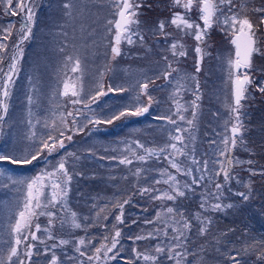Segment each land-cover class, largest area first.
Returning <instances> with one entry per match:
<instances>
[{"label":"trees","instance_id":"1","mask_svg":"<svg viewBox=\"0 0 264 264\" xmlns=\"http://www.w3.org/2000/svg\"><path fill=\"white\" fill-rule=\"evenodd\" d=\"M55 1L57 3L59 2V0H50L49 6L52 7ZM82 1L85 0H76L77 5L80 6ZM91 1L94 2V0ZM239 3L240 0H237L238 5ZM152 4L151 6H154V8L150 9L152 14L148 21L149 23H156L159 20V15H164L163 18H165L166 10L163 6L159 8ZM262 4H264V0H247L245 11L258 21L260 19L258 16L259 14L258 12H254L253 9L262 8ZM59 5L61 6L60 9H55L58 13L51 14V12L53 13V9H50V13L47 10L46 14L44 13L41 16L39 32L38 34L36 33L38 39L35 38V43L32 45L33 48L31 47L29 49L31 51H27L29 55L27 58L35 54L34 56L36 57L37 55V58H39L41 62H45V65H43L44 67L51 68V74L48 76L49 80L47 79L46 82L44 81L37 87L32 88L34 89L32 90L33 105L31 106V112H29L31 115L28 120H34V122H36L34 129L31 127L28 128L30 125L28 126L29 122H27L24 126L23 134H20V131L16 132L19 134L18 136H20L19 139H21L19 145L27 144L32 146V151L40 147L41 137L46 138L49 134L53 136L57 135V132L53 131L51 127L46 128L45 124H50L53 120L52 116L56 112V96H58L59 99L61 98L59 94L63 80H65L66 77H71L72 74L73 76L78 74L71 71L69 72V64L66 66L65 58L67 56V46L58 40L59 45H55L58 47L57 49L54 51H46L44 46L47 44L48 40L45 36L48 34L57 36L58 27H60L62 34H65L67 31H70L73 22L74 29L76 27L77 31L78 28L81 29L79 22L82 18L89 20L91 17V12L89 10L86 11L84 14L85 16L81 18V13L79 11L77 12V7L75 18L77 15H79L80 18L77 16L75 19L76 21H71L62 14V12H64L62 7L63 3ZM103 5H105V3H103ZM0 13H2L1 9ZM95 15L96 14L93 12L90 22L91 25L96 28L98 27V20L94 17ZM1 22L4 23V20ZM3 25L8 26L9 24L5 22L2 26ZM43 30H45V33H43ZM85 30H89V27ZM261 32L264 40V31L262 29ZM151 33L154 34L153 31H151ZM212 33L213 42L217 44L222 34L215 30ZM155 34L161 35L159 32H155ZM221 41L226 43L224 38H222ZM99 43L100 42L97 40L94 41L91 36H87L84 40L86 51L84 53L85 56L82 54V57H84L86 61L90 60L92 64L91 66L87 65L85 70L83 69L86 71L84 85L86 87H91L89 93L82 96L84 99H87L89 96H94L100 85V80L96 81L97 79L95 80L94 78L92 66L96 65L95 71L100 74L103 73V77L109 72L105 70L106 67L109 69V60L107 61L103 56L105 54V52H103L104 49L101 51V54H99V46H97ZM260 46L262 48L261 50L264 51L262 44H260ZM61 49H63V51H61ZM229 49L230 48H228V51H230ZM94 53L97 57H95ZM137 54V56L135 54L133 55L132 60L121 63L126 70L130 69V71H136L142 67L148 68L152 66L153 61L148 58L150 53L145 55L143 51L140 50L137 51ZM230 54L231 52H229L228 56ZM84 58H82V61ZM251 71L258 81H255V83L249 87L246 100L243 101L244 107L241 110L245 129L244 139L247 143L244 146L238 145L233 155L245 162L251 160L253 163L251 165L244 163L234 167L232 172L233 179L228 182L223 189V196L220 201L223 204H234L236 207L223 211L211 210L207 205L205 209L199 207L200 203L207 195L208 190L215 192L212 188L214 183H224L222 176H213V179H208L210 175H213V164L211 161L214 159L215 152L210 149L209 152H207L204 145L205 140L203 138L202 128L204 127L206 130L209 125L211 127L212 119L210 117L206 118L202 112L194 121L195 130H193V136L195 137V156L198 160L208 159L209 167L202 172L200 170V165H191L189 161L188 166L193 168V174L195 176L199 177L203 175L205 180L200 185H195L194 191L187 192L186 197H181L175 202L153 199V196H158L160 194L158 191L141 194L139 189L144 187H154L161 190L167 189L168 186L166 184H154V181L162 179L159 175L160 170L165 168H168L172 172H175V170L170 168L166 153L160 157L153 156L147 161L136 160L135 155L144 154V150L136 144V141L143 144L145 148H157L168 142L170 134H174V132H172L171 126L167 123L161 128L160 122H157L149 115L147 118L139 117L137 119L133 118L135 116H125L119 120H114L111 124L105 123L113 114H117L126 108L125 102L131 101L120 91H116V94L111 93L106 96H100L98 102L96 101V103L91 106L90 119L100 120L101 123L88 124L89 119L84 116L81 115L78 118L76 117V124L74 127H82L85 125L86 127H84L83 131L73 132L72 139L61 149L67 157L66 164L68 165L69 174L72 175V180L70 182L66 201L67 208L65 211H61V204H58L55 208L57 216L54 217L53 220L56 223V227L54 226V228H52L54 237L48 239L45 245H42L40 248L37 247L35 250V252L39 253L38 255H40V257L45 259L43 264H49L51 257V252L44 254L43 249L45 246L50 247L53 243L57 245L53 251L60 258V264H80L81 261H83L84 264L96 263V261L90 262L87 259V256L92 255L94 251L88 241H91L92 245L95 246H99L101 242H105L103 241V237L112 234L113 224H116L121 230L120 243L117 245L119 254L116 255L115 259H111L103 264H129V261L135 258L132 251L133 248L152 254V249L157 243L163 244L169 241L170 237L173 235L171 226L168 228L169 236L167 237L158 236L153 239L140 241L130 240L128 237L147 235L153 228L163 227V225L158 223L145 224L144 222L146 220H155L157 212H161L166 207H178L185 212L190 220H192L193 227L190 233L191 242L188 245V251L191 255H188L186 264H233L232 259H230V257L233 256H236V258L241 261V264H262L258 257L260 253L264 251V247H261V242H264V175L259 174V172L264 169V93L259 92L257 86H264V53L263 55L255 54L253 70ZM149 75L151 76L150 72L145 76ZM23 79L28 80L26 73L22 75L19 85L17 86V97L13 105V110L16 113L18 109H22L27 115L28 100L27 98L25 100L22 98L25 89ZM101 80H103V78ZM53 82L57 84L52 85ZM169 99V95L164 94V96L160 98V101L167 102ZM229 100L228 98V102ZM186 101L191 104V97L189 100L186 99ZM65 102L67 107L64 106V110L65 113H67L70 104L68 99ZM228 102L226 104H228ZM214 108L217 109L218 112L220 111V107H213V105H211V111H209L210 116ZM189 109L190 112L193 111L191 107ZM227 111L229 110L227 109ZM189 118L192 119V117ZM56 122L60 130L64 131V136L68 132H72L70 126L64 129L60 126V120H56ZM149 123H152L151 125L155 128H149ZM159 128L161 131L158 130ZM148 129H156L157 132H160L159 136L157 135L158 139L154 140L153 138L155 136L153 135L148 136ZM32 132H35V136L29 139L28 137L30 136H27V134H31ZM205 139H208V135ZM10 143L11 141L8 140L5 147L1 146L0 154L9 153V149H11ZM186 143L189 144L190 149L192 143L189 141H186ZM129 149L133 150L135 155H133ZM15 153L16 152L11 151L9 154L16 155ZM69 153H75V156H70L68 155ZM47 154L48 153L45 152L41 156L48 157ZM125 156L132 159L133 163L129 165L120 163V160ZM178 159L182 160L184 158L179 157ZM17 166L20 171L18 170L17 173L11 174L14 178L17 175L19 176L22 171L26 170L25 165ZM42 166L44 165H40V167ZM137 168L145 169L146 171H142L139 176H136L134 173ZM249 168L257 174L252 175L249 172ZM34 174H36V172H34ZM5 178L6 183H4V180L0 179V187H2L1 183L3 187L7 184L10 190L9 193L13 194V187L16 185L11 183L8 175L5 174ZM177 178L181 182H190L191 180L190 177L184 174L180 175V173H177ZM15 180H17V178H15ZM249 184L251 185L250 189L248 187ZM240 192L248 194L249 199L244 201L238 195ZM124 199H128L129 202L124 205L123 222L121 223L115 219V217L120 214L119 210L115 207V202H122ZM209 202L216 203L217 201L215 199H210ZM101 209L105 211L101 212ZM69 210L77 213L79 222L82 225L81 228L77 229L72 227L71 224L67 222L70 220V217H67L66 222L61 226L60 219L66 217V212ZM97 213H99V215H97ZM197 213H201L202 219L204 217H210L212 220L208 232L203 235L197 234V229L201 226L200 221L195 219ZM42 216L41 222L43 226L47 228L50 227L48 224L49 217L46 215ZM133 221H135V223H133ZM9 224L10 221L7 219H5L4 224L0 223V226L7 227V231L2 232V236H0V258H3L7 254ZM81 237L85 239V244L79 247L81 252L87 253L85 256H81L80 253L75 250L78 245V240ZM61 239L68 240L69 243L60 245L59 241ZM197 246L202 248V253L195 251ZM116 251L117 250L114 249L111 255H114ZM237 252H239L238 256L236 255ZM124 258H130V260ZM134 264L144 263L134 261ZM161 264H174V262L162 257Z\"/></svg>","mask_w":264,"mask_h":264},{"label":"snow or ice","instance_id":"2","mask_svg":"<svg viewBox=\"0 0 264 264\" xmlns=\"http://www.w3.org/2000/svg\"><path fill=\"white\" fill-rule=\"evenodd\" d=\"M0 5H3V11L6 15L15 16L20 14L22 17L20 28L17 30L18 39L11 45V51L9 50V41L13 36V25L10 23L6 27L0 28V124L4 122L5 116L9 110V101L12 95V88L15 84V76L19 72V62L23 58L24 49L22 45L25 41L32 38L33 26L36 23V13L34 11L35 0H0ZM247 0H240L239 5L237 0H171V6L173 8H180L182 11H174L171 19L168 23L174 26L178 31H181L185 35H191L197 42L194 49L198 54V60L196 63V72L200 71V64L208 53L205 49L208 47L206 38H210V29L216 25L219 26L222 31L229 33L231 36V43L235 46L234 56L229 55L226 59L228 65V79L233 85L232 91V103L226 104L229 110V118L224 122V130L220 134V141H211V145H217L215 148L214 159L211 161L213 164V175L208 177L209 180L215 177H223L224 183L216 182L212 185L215 192L208 190L207 195L200 203L199 207L205 209L206 205L209 209L215 211H223L225 209H231L236 207L234 204L221 203L223 196V189L227 183L233 179L232 172L236 165H242L248 163L251 165L253 161H243L233 155L234 150L239 146L246 145L244 139V124L241 118V110L244 105L242 101L246 100V94L248 93L249 86L254 83L250 71L253 66V56L261 53V46L259 45L260 37L257 33L264 29V8L253 9L254 12L260 14V19L257 21L245 11ZM108 6L112 10V18L106 20V32L111 37L108 40L109 53L111 60H115L117 56L121 55V44L133 45L137 41L141 44L144 43L145 35L141 31L142 21L139 17L142 15L140 9L150 5L145 4V0H108ZM64 9V15L68 19H73V11L78 7L76 0H66L62 5ZM195 9L197 13L196 19H192L191 12ZM165 21L160 20L155 29H149L150 31L164 33L165 39L168 37V33L164 32ZM66 35V33H65ZM201 45H204L202 48ZM173 55V58L184 57L187 55L185 45L179 41L171 43L169 49ZM63 51V49H61ZM166 64V70L162 72V76L165 79L175 78L177 80L176 92L179 93L184 85L180 83V80L191 79L194 82L195 89L199 90V81L195 75L180 76V69L172 66V61L168 60V57L164 58ZM5 60L8 63L5 64ZM66 66L71 64V72L79 73L82 77L83 72L81 69V59L77 55L75 58L73 55H68L65 58ZM178 63V60H177ZM106 71H109L106 67ZM173 73L177 76L173 77ZM103 73H101V79ZM63 88L60 95L68 98L69 104L72 106L83 104L84 107L90 108V105L95 103L100 96L107 95L108 92L113 91H125L122 87L119 89H113L111 86L108 88V92L103 91V84H100L97 88L94 96H89L84 99L81 95L83 91L82 83L77 87L74 83H69L68 79L63 82ZM148 84L144 83L140 85V89L147 95ZM257 90L264 93V86H257ZM139 100V97H137ZM200 99L199 95H195V99L189 105L193 111L191 113L192 119H188L186 122L190 127H195L194 121L197 118L196 110L199 108L197 101ZM31 102V97H29ZM175 102V101H174ZM152 103V97L147 96V105L142 102L134 107V110L126 107L123 111L113 114L105 123L111 124L114 120H119L125 116H141L149 111V107ZM187 111L183 105L176 102V112L174 115L177 119H173V115H165L158 117V119L165 120L172 125H175L173 132L170 134L169 141L164 145L157 148H145L143 144L136 141V144L144 150L143 155H135L134 151L129 149L135 159L138 161H147L153 156L159 157L162 154H167V159L171 169H162L159 172L161 180H155L154 184L164 183L168 187L161 190L154 187H144L139 189L141 194L159 192L158 196H153V199L162 201L175 202L181 197H186V193L194 191L195 185H200L205 177L203 175L197 177L193 174V168L188 166V162L191 165H200V170L203 172L209 167V160H198L195 156V137L188 133L187 129L182 128L178 121H185L186 117L182 112ZM82 110L75 109L74 111H68L65 114H60V126L64 129L69 127V122L66 117H72V124L75 126L76 117L81 116ZM100 120L89 119L88 124H99ZM45 127H51L53 131L57 132L56 136L51 134L46 138L41 137L40 147L34 152L28 151L26 155L13 156L11 154H0V161H7L15 165H30L36 161L45 152L51 154L59 149L65 147L64 131H61L57 126L56 119H53L50 124H45ZM85 126L74 127V131H83ZM187 133V134H186ZM35 136V132L31 133L28 137L31 139ZM66 139L71 140V136H67ZM190 141L192 147L189 149V144L185 141ZM187 149V151H186ZM70 156H75V153H69ZM183 157L184 159H177ZM120 163L129 165L132 164V159L125 156L120 160ZM145 169L137 168L134 175L139 176ZM183 173L185 176L191 178L189 181L181 182L177 178V173ZM249 172L252 175L257 173L249 168ZM4 174V170L0 169V175ZM260 175H264V169L259 172ZM166 177V179H165ZM72 175L69 174L68 167L66 166L65 159L62 158L58 164L54 167L53 171H43L31 178L11 180L13 185L24 186L25 195L22 201L17 203L16 210L10 217L9 224V241L7 254L3 258H0V264H25V259L31 261L33 256V249L36 247L35 241L39 239L38 232L44 231L48 233V238L51 237V229H41V225L36 222L39 216L46 215L49 217L48 224L51 226L54 223L52 218L57 216V212L54 210L58 204H61V211H65L67 208V196L69 191ZM249 189L251 185H248ZM19 190V189H18ZM238 195L244 200L249 199V195L245 192H240ZM210 199H215L216 203H210ZM129 202L128 199H124L122 202L116 201L115 207L119 210V215L115 219L119 222H123V209L124 205ZM105 211L104 209L100 210ZM99 215V213H97ZM70 217L67 222L74 228H81L82 225L79 222V218L76 212L67 211L66 217L60 219V224L66 222V218ZM87 219V218H84ZM195 219L200 221L201 226L197 229L198 235H203L208 232L209 226L212 224L210 217L201 218V213L195 215ZM135 223V221H133ZM145 224H160L163 227H155L147 235H136L135 237H128L130 240L140 241L153 239L158 236H168L169 226L173 229V235L166 243H157L152 249V254L146 251H140L133 248L132 251L136 259H143L151 262V264H161V258H165L169 261H173L174 264H186L188 255L191 253L188 251V245L191 242L190 233L192 232L193 223L185 212L178 207H166L161 212H157L155 220H146ZM113 232L111 235H105L103 241L99 246L92 245L91 241L88 243L93 247L94 251L92 255L87 256L88 261L101 262L105 260L115 259L119 254L117 245L120 243L121 230L116 225H112ZM43 243V241H41ZM60 245L68 244V240L61 239ZM85 244L83 237L79 238L76 252L81 256L87 255L85 252H81L79 246ZM23 245V249H21ZM57 245L53 243L50 247L45 246L43 249L44 254L51 252L49 264H60V258L55 254L53 249ZM261 247H264V242H261ZM116 249V253L109 256L108 253H112ZM39 254V253H38ZM239 255V252L236 253ZM23 256V258H22ZM233 264H241V261L236 256L230 257ZM258 259L264 264V251H262ZM80 264H84L83 261ZM129 264H134V261H129Z\"/></svg>","mask_w":264,"mask_h":264},{"label":"rangeland","instance_id":"3","mask_svg":"<svg viewBox=\"0 0 264 264\" xmlns=\"http://www.w3.org/2000/svg\"><path fill=\"white\" fill-rule=\"evenodd\" d=\"M152 1H156V0H152ZM65 2H66V0H59L58 3L55 1L53 6L50 7L49 6V0H35L34 11L36 13V23L34 24V27H33L34 29H33V33H32V38L30 40H28L25 44H23V49H24L23 58L19 62V72H18V75H16V77H17L15 79L16 83H15L13 89H12V95H11V98H10V101H9V110H8V113H7L6 117H5L6 119L4 120V122L2 124H0V148H1V146L5 147V145L7 144V141L10 140L11 141V143H10L11 149H9V153H11V151L16 152L15 153L16 155H13V156L26 155L27 152L31 150L32 146H29L27 144L19 145L21 139H19L20 136H18L19 134H17L16 132L20 131V134H23L24 133L23 129H24V126H25V124L27 122H29L28 126L30 125L28 128L31 127L32 129H34V125H35L36 122H34V120H30V121L28 120V118L31 115V113L29 114V112H31V106L33 105V101H32L33 100V91L32 90H34V89H32V88L33 87H37L40 83H42L44 81L46 82L47 79H48V76L51 74L50 73L51 68L50 67L49 68L44 67L43 65H45V62L44 61L41 62L40 59L37 58V55L35 57L34 56L35 54H33V55H31L30 58H27L29 56L27 54V51L32 47L33 43H35V38L38 37V36L36 37V33L38 34V32H39L38 30H39V24H40L41 16L44 13L46 14L47 10L50 13L51 12L50 9H53V13L51 12V14L58 13L57 10H59L60 7H61L59 4H61V3L64 4ZM103 3H105V5H103ZM158 3H159V0H158ZM145 4L146 5H150V7L145 6L144 8L140 9L142 15L139 17V19L142 21V24H141V31L142 32H144L145 26H148L150 24L147 19H149L150 15L152 14L150 12V9L154 8V6H151V4L147 3L146 1H145ZM158 7L161 8L162 6H158ZM0 9L2 11V13H0V20L1 21L4 20V23H2L0 21L1 22L0 28H2L4 26V25L2 26V24H5V22H6V24L7 23L8 24L11 23L13 25V33L14 34H13V36L11 37V39L9 41V50L11 51V45L13 43H15L17 41V39H18V35H17L16 32L20 28L22 17H21L20 14H17L15 16L6 15L4 13V11H3V5H0ZM55 9H57V10H55ZM89 10L91 12V17L93 15V12H94V14H96L94 17L98 20L97 22H98V27L99 28L98 27L95 28L94 26L91 25V22H90L91 17H90L89 20L82 18V17L85 16L84 15L85 12L89 11ZM78 11L81 13L80 16L82 18V20L79 22V26H81V29L78 28L77 31H76V27L74 29V25H73L74 22H73L72 26L70 28V31H67L66 35H65V34H62V31H60V27H58V29H57L58 32L56 31L58 33L57 36H55L54 34H48V35L45 36V38L48 40L47 44H45V46H44L45 50L46 51L47 50H49V51L53 50L54 51L55 49L58 48L55 45H59L58 40H60L62 43H64L67 46V50H66L67 51V56L68 55H73V57L75 58L78 55L80 57L81 61H82V58H84V57H82V54H84L85 51H86L85 50L84 40H85V38L87 36H91V37H93L94 41L97 40V41L100 42L98 45L95 44V45L99 46V54H101V51H103V49H104L103 52L109 53V49L107 50V48H108L107 45H108V40L111 37L106 32V20L112 18V10L108 6V0H94V2L91 1V0L82 1L81 5L78 6L77 12ZM75 12H76V9L73 11V19H70L71 21L75 20L77 18V16L80 18L79 15H77L76 18H75ZM62 14L64 15V12H62ZM196 17H197V15H196ZM192 19H194V18L192 17ZM17 20H18V22H17ZM4 27H6V26H4ZM87 27H89V30H85ZM212 29L214 30V26L209 30V31H211V34H210L211 36L213 35ZM173 31L171 33V32H168L166 30L165 33L169 34L168 36H170V39L173 42L175 40V41H179V42L183 43L185 45V50L187 51V55L184 56V57H177L176 59H174L171 51L168 50L167 53L162 54V58L161 59L164 60L163 58L165 56H167L168 60L172 61V66L174 68H179L180 69L179 75L187 74L191 70L194 71L195 74H198L196 72V63H197V60H198V54L195 53V51H194V49H195V47L197 45V42L194 40V37H193V39H191L190 38L191 35H185L181 31H178L176 28L173 29ZM43 33H45V30H43ZM262 35L263 34H262L261 31H259L257 33L258 37H261ZM188 38H190V39H188ZM206 41H207L208 47L205 49V51L208 53V55L209 54L211 55V51H212L211 49L213 47L212 46V43H213L212 42V37H211V40H210V38H206ZM43 42H45V41H43ZM170 45H171V43H170ZM259 45H260V43H259ZM201 47L203 48L204 45H201ZM139 48L140 49L141 48L142 49L145 48L144 44H141L139 41H137L133 45H127V44L122 43L121 44V55H119V56L122 57L125 54H131V53H133L132 51H134L135 55H138L137 52H135V51L136 50L138 51ZM35 49H36V47H35ZM156 49H157V47H156ZM30 51L31 50H29V52ZM229 52H231V55L234 56V50H230V51H227V50L226 51H222L221 50V51H219V54H221V56L223 58L221 57V60L215 62L214 64L218 65L217 71L221 74V76H222L221 79L225 83V87L228 84L230 85L229 86V89H230L229 97H230V104H231L232 100H233V97H232L233 85L231 84V82L228 79V65L226 63V59L228 57L227 55L229 54ZM232 52H233V54H232ZM36 53H37V50H36ZM217 53H218V50H217ZM261 53L262 54H260V55H263L264 51L261 50ZM94 55H95V57H97L95 53H94ZM208 55H205L204 58H207ZM224 55L226 56L225 58H224ZM84 56H85V54H84ZM119 56H117L116 59L119 58ZM177 60H178V63H177ZM113 61L114 60H112V62ZM7 63H8V60H5V64H7ZM204 63H205V60L203 59V61L200 64V71L199 72L202 73V76L204 75V77H202V81H203V85L205 86V88H207L208 85H207V83L205 81L206 73H204V70H203ZM162 64L160 66H158L157 69L161 68V70H164V69L166 70L165 61ZM191 64H192V69H191ZM46 65L48 66L47 63H46ZM87 65L91 66L92 65L91 61L90 60L86 61L85 58H84V60L81 62V69L85 70L86 69L85 67ZM253 65H254V62H253ZM193 66H195V67L193 68ZM71 67H72V65L69 64V66H68L69 72L71 71ZM92 67H93L92 69H93V74L95 76L94 77L95 80L96 79H97L96 81L100 80V84H103L104 86L107 87L106 78H105V82L103 83L104 80H101V74L98 73L97 71H95L96 65L92 66ZM109 69H110L109 70L110 76L112 77V76L115 75V77L117 78L116 82L112 81L114 86H116L117 89L120 88V87L125 89L126 85L127 86L130 85V86L133 87L131 89V91H133V93L131 95H134L136 98L139 97L138 101H140V102H135L134 101V103H127V104H125L126 107H131L134 110V107L137 106L139 103H141V101L143 103L144 99H143L142 96H144V94H141L140 85L145 83L144 82L145 81L144 80L145 76L142 75V74L141 75H136V74L139 73L138 71H137V73L135 75L133 73L131 75H129V73L127 71L123 70V69L122 70L118 69L119 76H117L116 75L117 68L112 67L111 63H109ZM84 70L82 71L83 72L82 77L80 76V74H76V75L72 76L74 78L72 80H70V77L69 78L66 77V79L69 80V83H74V84L77 85V87H79L80 84L82 83V86H83V91L81 93L82 96L85 95V94H88L89 90L91 89V87H89V86L86 87L84 85V78H85V75H86V73H85L86 71H84ZM202 70H203V72H202ZM25 73H26V75L28 77V80L23 79V83H24V88L25 89H24V96H22V98H23V100H25L26 98L28 100V104H27L28 114L27 115L22 111V109H18V111H16V113L13 110V105H14V103L16 101V97H17V86L19 85V82H20V80L22 78V75L25 74ZM175 74L176 73H173V75H175ZM224 74H225V76H224ZM92 75H90V76H92ZM108 76H109V74H108ZM131 76H134L135 78H137L139 76H141V77H139V80L136 82L135 80H132V81L130 80ZM253 81L255 82V79H253ZM168 82L169 81H167V83ZM187 82H188V84L190 83L188 80H187ZM180 83L182 84L181 80H180ZM53 84H57V83L53 82L52 85ZM169 84H170V82H169ZM104 86H103L104 91L108 92V88L106 90L104 88ZM150 86L151 85L149 84L147 90H149ZM188 87L191 89V85H189ZM62 88H63V84L61 86L60 93L62 91ZM138 90L140 92H138ZM181 90H183V89H181ZM209 90H211V89H209ZM84 91H85V93H84ZM200 92L201 93H198V91L197 92L193 91V96L194 97H195V95H199L200 96V99L197 101V104L199 105V107H201V105H202L203 112L205 113V115H208L209 111H210V108H211V105H213V107L219 106V105H214L211 102L207 101V97H206L207 93L202 92V89H201ZM220 92H221V89L218 88V89H216L214 91V95H220L221 94ZM227 94H228V92L225 93V95H227ZM208 95L211 98L212 97V92L210 91ZM104 96H106V95H104ZM145 96L147 97V95H145ZM29 97H31V102H29ZM60 97L61 98L59 99L58 96H56V103H55L56 112L52 116V118L56 119L57 121H59L60 114L63 113L66 116V113H65V110H64V106H66V102L65 101L68 98H66V97H64L62 95H60ZM222 100H223V105H224V95H223V99ZM20 102H21V100H20ZM145 105H147V101L145 102ZM223 105L220 106V110L222 112H224L223 111ZM75 109L82 110L83 108H82V105L72 106L70 104V108L68 109V111H74ZM149 109H150V107H149ZM12 110H13V112H12ZM175 112H176V110L174 111V113ZM82 113L85 114V111L84 112L82 111ZM172 115H174V114H172ZM66 118H67V120L69 122L70 130L72 132L71 133L70 132H68V133L66 132L67 134H65V136L63 137L65 144H67L70 141V140L66 139V137L67 136H71L72 137L73 132H75V131H73L74 125L72 124V117H66ZM133 118H139V116H135ZM228 118H229V111L227 112V114L224 116L223 119L220 116L217 119L218 126H219L218 128H219L220 133L223 132V130H224V122H225V120H228ZM241 118H242V116H241ZM89 119H90V117H89ZM26 120H28V121H26ZM212 120L215 121V118L212 119ZM242 121H243V119H242ZM184 122H186V120ZM179 123H180V121H178V124ZM191 128L192 127L188 126L185 129L188 130V133H191V135H193V133L190 131ZM11 134H13V135H11ZM7 135H8L9 138L7 137ZM27 136H31V134H27ZM219 141H220V137H219ZM32 152H34V151H32ZM9 153H6V154H9ZM64 154L65 153H63L61 151V149H59L58 151H55V152H53L51 154H47L48 157L41 156L36 161H34L32 164L25 165V169L26 170L22 171V173H20L19 176L17 175L15 178H17V179H26V178H31V177H34V176H36L38 174H41L45 170L53 171L54 167L58 164V162L62 158H64L65 162H67V157ZM162 155H164V154H162ZM42 164L44 166L40 167V165H42ZM66 166L68 167L67 164H66ZM0 169L4 170V174L0 175V179L4 180V183H6L5 174L8 175L9 180H15V178L13 176H11V174L17 173V171L19 170V167L17 165H15V164L7 162V161H0ZM11 169L13 170V172H12ZM34 172H36V174H34ZM1 186L2 187H0V223L4 224L5 219L10 221L9 218L15 212V210H16L15 206L17 205V203L19 201H22V199H23V197L25 195V190H24V186L16 185V186L13 187V191H12L13 194H11V193H9L10 190H9V187H8L7 184L3 187L2 183H1ZM5 196H6V198H5ZM42 218H43L42 215L39 216L38 219L36 220V222L41 225V229L43 230V229H45L47 227L43 226V223L41 222ZM54 226L56 227V223L55 222L53 223V225L48 227V228L51 229V237H54V234H53L54 231H52L53 230L52 228H54ZM5 231H7V227L6 226H0V236H2L1 233L5 232ZM8 235H9V231H8ZM37 236L39 237V239L34 242L36 247L33 249V256L31 258V261L25 259V264H43V262H45V259L40 257V255H38V252H35V250H36L37 247L40 248L42 245H45L46 241L48 239H50V238H48V233L44 232V231L38 232ZM161 236H163V235H161ZM168 236H169V231H168ZM9 239H10V237L8 236V241H9ZM41 241H43V243ZM23 247L24 246L21 245V249H23ZM201 250H202V248L200 246H197L195 248L196 252L202 253ZM108 255L112 256L111 253H108ZM22 258H23V256H22ZM124 259L130 260V258H124ZM137 260L141 261L144 264L151 263V262L143 260L142 258L141 259H137ZM107 261H109V260H105V261H103V263H105ZM132 261H134V258H132ZM97 263L101 264V262H96L94 264H97Z\"/></svg>","mask_w":264,"mask_h":264}]
</instances>
